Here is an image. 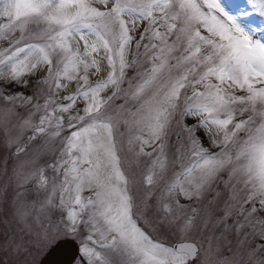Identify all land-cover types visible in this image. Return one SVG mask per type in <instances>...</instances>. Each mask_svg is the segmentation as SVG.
<instances>
[{
  "label": "snow or ice",
  "instance_id": "obj_1",
  "mask_svg": "<svg viewBox=\"0 0 264 264\" xmlns=\"http://www.w3.org/2000/svg\"><path fill=\"white\" fill-rule=\"evenodd\" d=\"M99 3L103 9L94 0H0V41L5 45L0 47V80L27 88L34 77L43 98L41 104L39 98L34 102L23 93H0L7 102L3 124L8 142L16 144L25 130H31L17 148L23 152L29 141L50 129L56 137L69 132L58 157L25 177L46 194L38 202L42 215L47 218L52 209L59 212L55 221L48 219L53 238L61 228L66 235L81 228L99 233L104 243L87 234L81 245L85 264H110L90 244L122 255L126 264H192L199 258L195 242L167 246L139 223L131 180L113 135V117L105 115L106 105L124 92L126 103L132 102L123 121L130 133L129 150L135 149L143 163L145 184L159 189L162 224L190 232L196 210L181 219L176 213L183 206L177 197L199 198L223 173L239 177L247 192L237 208L244 221L238 230L246 229L247 250L235 254L229 249L231 255L217 264H264V217L256 215L264 213V40L257 37L264 28L241 19L264 17V0H247L252 12L239 14L227 10L222 0ZM144 21L148 26L137 38L138 22ZM32 26L40 30L31 33ZM133 44L137 53L144 48L150 66L126 80V70L135 66L128 59ZM101 61L109 71L93 82L90 71L99 72ZM63 80L76 82L75 91L63 97L68 103L59 102L60 91L68 87ZM125 83L127 91L122 88ZM105 92L111 94L102 97ZM17 100L40 113L38 123H33L31 110L26 117L18 116ZM78 101L83 102V114L73 115ZM245 114L246 119L237 118ZM189 117L199 119L182 125L187 155L181 152L170 160L169 132ZM9 125L15 135L9 133ZM210 126L217 131L211 143L218 151L204 147L196 134L201 128L207 133ZM230 199L235 200V194ZM34 209L35 205L26 206L17 212L26 217ZM42 238L49 239L48 228Z\"/></svg>",
  "mask_w": 264,
  "mask_h": 264
},
{
  "label": "rangeland",
  "instance_id": "obj_2",
  "mask_svg": "<svg viewBox=\"0 0 264 264\" xmlns=\"http://www.w3.org/2000/svg\"><path fill=\"white\" fill-rule=\"evenodd\" d=\"M222 3L227 10L234 14L244 11L252 12L247 0H222ZM94 5L103 9V5L99 3V0H94ZM241 19L245 24L253 27L259 25L264 28V17L259 15L242 16ZM147 26V21L138 22V28L135 33L137 38ZM39 30V27L36 26L30 28L31 33H36ZM257 37L264 40V33H258ZM29 42L38 41L30 40ZM143 43H147V40ZM3 46H5L4 43L0 41V47ZM81 51H83L82 43ZM176 54L178 55L179 53ZM102 55L103 53H101ZM97 58L99 59L100 57ZM128 59L130 62L135 61V66L126 70V80H133L138 73L143 72L145 68L150 66L144 55V48L141 47L139 53H137L134 44L129 51ZM108 71L106 61H101L99 72L94 69L90 71V80L95 82L105 77ZM61 83L67 84L68 87L60 91L59 102L68 103V101L63 100V97L75 91L76 82L63 80ZM41 87L37 85L34 77L31 78L30 86L27 88L16 84H8L6 81L0 80V93L5 95L23 93L24 96H32L34 102L39 98ZM122 88L127 91L128 84L125 83ZM110 94V92H105L101 96L106 97ZM236 94L245 95L241 91H237ZM126 99L124 92H121L118 97L106 105L105 115L113 117V135L121 157L122 168L131 180L130 188L136 201V215L139 217L140 225L155 240L167 246L180 241L195 242L200 249V255L198 259L192 261V264H217L219 260L230 256L231 253H245L248 246L247 241L244 239L246 229L238 230V224L244 223V221L237 214V208L247 189L239 177H230L227 173H223L199 198L194 197L189 200L182 195L177 197L180 205L183 206L176 213L181 219L186 215H192V209L196 210L195 227L190 232L182 233L168 227L166 224H162L165 213L157 198L159 189L145 184L143 163L136 157L135 149L129 150L128 140L130 133L128 126L123 121L127 118L125 110L131 107L132 102L126 103ZM39 103H43V98H39ZM6 105L7 102L0 98V264H38L39 260L52 245L65 238L73 239L79 244L80 248L83 242H87V234H92L93 240L104 243L105 241L101 240L99 233H89L87 228H81L74 235L64 234L61 228L59 235H55L53 238V226L49 225L48 219L55 221L59 217V212L56 209H52L48 213L47 218L42 215L38 202L43 200L46 194L37 191L34 181L30 178L25 179V177L29 176L38 165L46 166V162H52L54 157H58L63 147V141L69 132L68 130L62 131L61 135L56 137L50 135L52 131L50 129L48 134L38 135L35 141H29L26 151L18 152L17 148L24 143L28 136L32 135V132L31 130H25L16 144L8 142L3 124V109ZM82 108L83 102L78 101L77 107L72 114L75 115L77 111L83 114ZM30 110L35 113L32 117L33 123H38L40 113L36 112L32 105L24 104L20 100L16 101L15 112L19 117H26ZM64 115L67 117L68 114ZM246 117L247 114L237 118L246 119ZM197 119L199 118L189 117L173 125L167 141V152L170 160L175 159L181 152L187 155V141L182 131V125H192L197 122ZM65 129H67V119L65 120ZM200 130L201 133H198L197 130L196 134L200 137L204 147L210 151H218L215 145L211 143L217 134L215 127L210 126V130L207 133L203 128ZM8 131L12 135L16 134V129L11 125L8 126ZM200 135L204 136V138ZM175 171H179V168H176ZM48 175L50 177L52 175L50 170ZM171 175L172 172L170 171L168 176L171 177ZM233 194H235V200L230 199ZM83 195L88 196L90 193L84 192ZM230 204L234 205L231 209H229ZM33 205H35V209L30 215L22 217L18 214V208L31 207ZM248 207L250 205H245V208ZM226 210L230 211L227 216L225 215ZM256 215L264 217V213L258 212ZM45 228L49 229V239L47 240L42 238ZM210 245L211 248L209 247ZM90 246L96 247L97 251L102 252L108 258L110 264H126L125 258L111 249H102L98 244H90ZM229 249H231V253ZM81 257L82 252L80 251L74 264H85L87 258L82 260Z\"/></svg>",
  "mask_w": 264,
  "mask_h": 264
},
{
  "label": "water",
  "instance_id": "obj_3",
  "mask_svg": "<svg viewBox=\"0 0 264 264\" xmlns=\"http://www.w3.org/2000/svg\"><path fill=\"white\" fill-rule=\"evenodd\" d=\"M79 253V244L71 238H65L52 245L39 260L38 264H74Z\"/></svg>",
  "mask_w": 264,
  "mask_h": 264
},
{
  "label": "trees",
  "instance_id": "obj_4",
  "mask_svg": "<svg viewBox=\"0 0 264 264\" xmlns=\"http://www.w3.org/2000/svg\"><path fill=\"white\" fill-rule=\"evenodd\" d=\"M198 133H201V130L200 129H198ZM200 136H202V135H200ZM202 138H204V136H202Z\"/></svg>",
  "mask_w": 264,
  "mask_h": 264
}]
</instances>
